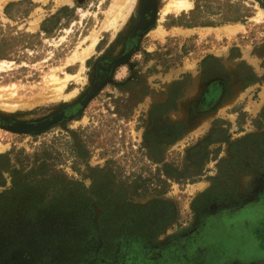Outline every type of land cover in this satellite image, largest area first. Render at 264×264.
Here are the masks:
<instances>
[{
	"label": "rangeland",
	"instance_id": "1",
	"mask_svg": "<svg viewBox=\"0 0 264 264\" xmlns=\"http://www.w3.org/2000/svg\"><path fill=\"white\" fill-rule=\"evenodd\" d=\"M171 2L0 0V264H264V0Z\"/></svg>",
	"mask_w": 264,
	"mask_h": 264
},
{
	"label": "bare ground",
	"instance_id": "2",
	"mask_svg": "<svg viewBox=\"0 0 264 264\" xmlns=\"http://www.w3.org/2000/svg\"><path fill=\"white\" fill-rule=\"evenodd\" d=\"M188 6H189L188 0H172V2L170 3V6H168L166 10L167 9L181 10Z\"/></svg>",
	"mask_w": 264,
	"mask_h": 264
},
{
	"label": "trees",
	"instance_id": "3",
	"mask_svg": "<svg viewBox=\"0 0 264 264\" xmlns=\"http://www.w3.org/2000/svg\"><path fill=\"white\" fill-rule=\"evenodd\" d=\"M205 25H210L209 23H204ZM255 79H257V78H255ZM232 82V80H229V82L228 83H231ZM229 93H226L225 95H223V100H225V99H227L228 97H229ZM164 106L165 105H163V106H157L155 109H160V108H164ZM159 160H162V159H159Z\"/></svg>",
	"mask_w": 264,
	"mask_h": 264
}]
</instances>
